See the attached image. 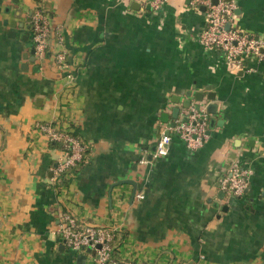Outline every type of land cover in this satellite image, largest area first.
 Returning <instances> with one entry per match:
<instances>
[{"label":"crops","instance_id":"0c3cea01","mask_svg":"<svg viewBox=\"0 0 264 264\" xmlns=\"http://www.w3.org/2000/svg\"><path fill=\"white\" fill-rule=\"evenodd\" d=\"M234 3L231 26L264 37V0ZM36 8L50 25V55L39 58ZM205 25L190 0L158 9L145 0H0V264H79L78 254L96 264L92 252L64 246L66 212L126 231L119 257L134 264H264V60L232 66L197 41ZM188 100L209 114L207 140L191 152L174 136L168 155L153 159ZM43 124L77 127L88 148L67 186L55 170L67 152ZM233 164L248 170L240 198L220 187Z\"/></svg>","mask_w":264,"mask_h":264},{"label":"built area","instance_id":"2783aa9c","mask_svg":"<svg viewBox=\"0 0 264 264\" xmlns=\"http://www.w3.org/2000/svg\"><path fill=\"white\" fill-rule=\"evenodd\" d=\"M145 1L152 9H158L169 0ZM190 4L196 10L205 6L206 25L197 36V41L205 49L220 51L226 61L237 68H243L245 60L249 58L264 60V37L249 35L231 26L234 19L233 10L236 6L234 0L218 1L217 4H213L211 0H190ZM30 30L34 51L39 58L44 55L48 47L50 34L49 18L43 9L36 8L32 12ZM54 58L57 63L63 61L61 53H56ZM208 124L209 114L205 107L192 104L185 116L177 118L173 126L167 127L168 133L165 131L156 139L152 158L158 159L167 156L174 136L184 144L187 150H198L208 138ZM41 128L49 140L63 138L70 143V151L66 158L56 166L57 173L80 160L84 148L77 140L64 135L50 125ZM149 162L144 157L139 159L140 164H148ZM247 174L246 168L233 164L226 175L220 179L221 189L235 196L244 194L248 185ZM136 198L142 199L143 194L137 193ZM115 230L116 228L83 225L74 215L66 212L60 215L57 233L64 246L74 252H83L87 247L94 250L96 264H132L126 260H113L111 258V248L108 242ZM96 245L99 247L97 248Z\"/></svg>","mask_w":264,"mask_h":264},{"label":"trees","instance_id":"16d2710c","mask_svg":"<svg viewBox=\"0 0 264 264\" xmlns=\"http://www.w3.org/2000/svg\"><path fill=\"white\" fill-rule=\"evenodd\" d=\"M44 55H46V56L50 55L49 48H48V50L46 48ZM70 128H71L70 131L62 130L61 132L64 135L77 140L79 142V144L81 146H83L84 150L82 151V157L80 158V160L75 162L74 165L66 167L59 174L58 182L60 183V185L62 184V185H66V186L69 184L70 179L73 177V175H76L82 169V167L85 164V161H86V159L88 157V148H87V146L85 144V141L80 136L78 128L74 127V126H70ZM50 144L54 145L56 147H59L60 149H62L63 151H66L67 153H69V151H70L69 150V144H70L69 141L65 140L63 138L60 139V140H50ZM191 152H194V151H191ZM67 174H68V177L66 176ZM225 192H226V194H228L227 191H225ZM228 195L232 196L233 198H240L244 194H242L240 196H235V195H231V194H228ZM125 235H126V231H123L122 229L115 230V231L112 232L111 238H110L108 243H109V246L111 248L110 255H111V258L113 260H126V259H122L121 257H119V247L122 245L123 239L125 238ZM68 250H70V249H68ZM70 251H72V250H70ZM72 252L75 255L78 253V252H74V251H72ZM126 261H128V260H126ZM132 264H134V263H132Z\"/></svg>","mask_w":264,"mask_h":264},{"label":"water","instance_id":"95a60500","mask_svg":"<svg viewBox=\"0 0 264 264\" xmlns=\"http://www.w3.org/2000/svg\"><path fill=\"white\" fill-rule=\"evenodd\" d=\"M218 1L219 0H212V3L213 4H217ZM201 9L205 11V6H201ZM227 27H228V24H227ZM31 53L34 55V48H32ZM32 59H33V56L31 58V60ZM24 67H25V64H24ZM188 95H190V94H188ZM189 106H190V101L188 100V103L185 104L184 107L185 108H188ZM179 113H180V108L179 107L173 108V110H172V117H173V119H176L178 117ZM173 125H174V122L171 123V126H173ZM166 133H168V131H166ZM121 183H130L133 186H135V182L133 180H123L122 182H119L118 184H121ZM96 247L98 248L99 245H96ZM85 250L87 252H92L94 254V250H92L90 247L85 248ZM76 260H77V263H79V264H85V262H86V255H84V254H78ZM88 264H93V262L90 261V262H88Z\"/></svg>","mask_w":264,"mask_h":264},{"label":"rangeland","instance_id":"374dc122","mask_svg":"<svg viewBox=\"0 0 264 264\" xmlns=\"http://www.w3.org/2000/svg\"><path fill=\"white\" fill-rule=\"evenodd\" d=\"M42 126H48V125H46V124H43Z\"/></svg>","mask_w":264,"mask_h":264}]
</instances>
